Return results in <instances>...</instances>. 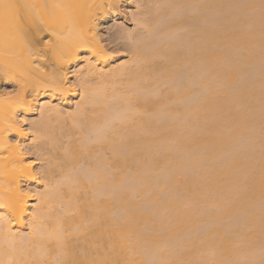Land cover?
Returning <instances> with one entry per match:
<instances>
[{
    "label": "bare ground",
    "instance_id": "1",
    "mask_svg": "<svg viewBox=\"0 0 264 264\" xmlns=\"http://www.w3.org/2000/svg\"><path fill=\"white\" fill-rule=\"evenodd\" d=\"M0 76V264H264V0H0Z\"/></svg>",
    "mask_w": 264,
    "mask_h": 264
},
{
    "label": "rangeland",
    "instance_id": "2",
    "mask_svg": "<svg viewBox=\"0 0 264 264\" xmlns=\"http://www.w3.org/2000/svg\"><path fill=\"white\" fill-rule=\"evenodd\" d=\"M133 1L137 2L138 0H133ZM120 3H119V6H120L119 11H122V12H120V14L122 13L121 15L123 16V18L122 19L121 18H118V19H109V20H107L106 22H104L103 24L100 25V35H101V38H102V43H103L104 47L106 48V52H108V54H111L115 58L114 60L116 62H120V61H123V60L125 61V60H127L129 58V53H128L127 46H126V45H128L129 42L126 39V37H124V33H126V31L127 32H132V31L133 32L134 31L135 32L136 31L138 32V29H140V27L138 25H136L135 21L132 19L131 15H123L124 14V11H125V9L123 7V4L124 3H122V2H120ZM50 35H51L50 32L45 31V30H42V32H40V34L37 35L36 38L37 39L39 38L38 40H40V42L41 41L44 42V40L47 41L48 40L47 38L51 37ZM41 46L44 49L47 48L43 44ZM42 47H40V48H42ZM48 51H49L48 48H47V50L45 49L46 57H44V58L47 61L46 63L52 65V67H53V61L50 60V57H49L50 56V52H48ZM83 56H85V55H83V53L80 51V54L78 55L79 61H82L83 60ZM74 68L75 67L72 66L71 67V70L74 69ZM3 77L4 76H2V77L0 76V87L2 89H4L5 92H8L9 93V91H10L11 93H13L18 88L17 81H14V79L12 80V78L10 79V77L9 78H5V77L3 78ZM2 79H4V80H2ZM38 115L39 114L35 113V114L30 115L29 118L31 120L38 119ZM29 118L26 121L27 123H28V121H30ZM70 124L68 125L70 127H68V126L67 127L69 128V130L71 128V130L74 131L73 130V127H71L73 125L72 124L70 125ZM30 129L31 128H28L27 129V132L29 134V137L30 136L32 137V134H33L32 132L33 131L30 130ZM74 136L76 138H78V135L76 133H75ZM65 139L66 138L64 137L63 138V141L66 143L68 139L67 140H65ZM35 150L36 149H35L34 146H32L31 148H29V149L26 150V155L29 156L31 159H33V162L35 164L34 165V169L36 171L39 170L38 173L36 174V176L38 177V180L37 181H35L34 183L33 182H29V181H25L24 182V185L29 184L30 185V188L31 187L34 188V186L37 185V184L44 185V182L49 183L51 181V180L48 181L47 179L44 180V178H42V175H41L42 173H40V166H39L42 163V161H40L39 159H37L36 158V155L34 156ZM59 152L61 153V150H59ZM105 155H107V153H105ZM53 179H55V177Z\"/></svg>",
    "mask_w": 264,
    "mask_h": 264
}]
</instances>
